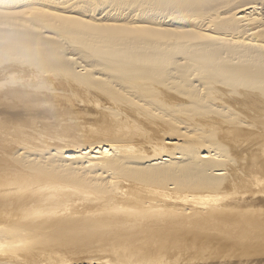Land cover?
I'll use <instances>...</instances> for the list:
<instances>
[{"label":"bare ground","instance_id":"bare-ground-1","mask_svg":"<svg viewBox=\"0 0 264 264\" xmlns=\"http://www.w3.org/2000/svg\"><path fill=\"white\" fill-rule=\"evenodd\" d=\"M212 240L264 244V0H0V264Z\"/></svg>","mask_w":264,"mask_h":264},{"label":"rangeland","instance_id":"rangeland-1","mask_svg":"<svg viewBox=\"0 0 264 264\" xmlns=\"http://www.w3.org/2000/svg\"><path fill=\"white\" fill-rule=\"evenodd\" d=\"M37 123H40V125H38ZM42 123H43V122H36V121H35L33 124L23 125V128H24L25 130H29V131H30V130H33L34 132H38L39 130H40V131H41V130H42V131H47V130H49L50 127H48V126H46V125H42ZM28 126H31V127L29 128ZM33 126H34V128H33ZM44 126L47 127V129H46ZM38 128H39V129H38ZM36 129H37V131H35ZM44 129H45V130H44ZM65 130L68 131L67 129H65ZM221 241H222V240H221ZM223 241H224V242H223ZM223 241H222L223 244L225 243V244L228 245V246L226 245L225 248H223V244H222L221 242H219V240L214 241V243H213V240H212L211 242L209 241L210 246L212 247V248L209 247L210 250H211V252H209V251H210L209 249H207L206 251H205L204 249H202V251L199 253V256H200V255H201V256H200V257L198 256V257H199V258H198V261L200 260V258H202V256H203V259H204V257L207 255V256H206L207 259L211 258V259H209V260H206V262H209V264H215V261L217 262L216 264H218V263H219V264H228V261H230V257L236 255V256H235L236 258H234V257H231V258H233L234 260H237V263L232 259L233 262H232V263L229 262V264H233V263H234V264H242V262L244 261L245 258H243V255H240V254H242V252L246 253V252H248V250H249V251H250V250H253L254 248H256V246H257L258 243L260 242L259 240H258L259 242H258L257 240H254V241H256V242H254L253 240H251V241H248V242L246 241V244H245V241H244V242L241 241V242H239V243H240V244H239L238 241H236V242L231 241V245H230V243H229L230 241H229V240H226V241L223 240ZM227 241H229V242H228L229 244L226 243ZM252 241H253V243H255V244H253ZM261 241H262V240H261ZM217 242H218V244H216ZM232 242H234V243H236V244L238 243V245H236V244L234 245V243L232 244ZM250 242H251L253 245H255V246H252V245H251L253 248H252V247L250 248V246L244 247V246H246V245H250V244H251ZM209 243H208V246H209ZM211 243H212V244H211ZM220 243H221L222 245H221ZM248 243H250V244H248ZM263 243H264V242L262 241V244H263ZM213 244H214V245H213ZM219 244H220V245H219ZM225 244H224V245H225ZM244 244H245V245H244ZM216 245H217V246H216ZM232 245H234V246H232ZM240 245H242V246L244 245V246H243L244 248H243L242 246H240ZM215 246H216V248H215ZM261 246H262V245H261V242H260V243H259V248H260V249H258V251H256L255 253L253 252V253H254V254H253L254 258H253V257L251 258L252 261L248 258V259H246V260H249V261L247 262V261L245 260L244 264H245V263H247V264H252L253 262H254V264H256V263H257V264H258V263H259V264H260V263H261V264L264 263V262H263V261H264V252H263V251H264V248H263L264 244H263V246H262L263 251H262V249H261ZM213 247H214L215 249H217V247H219V248H218L219 251H218V249L215 250ZM232 247H234V249H235V248H236V249L234 250ZM241 247H242V248H241ZM227 248H228V249H227ZM229 248H231V249H229ZM245 248H247L246 251H245ZM249 248H250V249H249ZM226 249H227V250H226ZM221 250H223V251H221ZM224 250H225L226 252H225ZM230 250H232V252H229ZM239 250H240V251H239ZM241 250H242V251H241ZM243 250H244V251H243ZM259 250H261L262 252H260ZM207 251H208V252H207ZM212 251H213V252H212ZM220 251L223 253V255H224L225 258L223 257V255H222V253H221ZM227 251H228L229 253H228ZM233 251H234L235 253H234ZM237 251H238V252H237ZM204 252H207V254L204 253ZM216 252H217V253H216ZM239 252H240V253H239ZM210 253H211V254H210ZM213 253L216 255V256H215L216 260H215V258H214V254H213ZM224 253H225V254L228 253V254L225 255ZM258 253H260L259 256H256V255H258ZM232 254H234V255H232ZM218 255H219V257H217ZM229 255H230V257H228ZM237 255H238V257H237ZM208 256H209V257H208ZM241 256H242V257H241ZM255 256L258 257V261H257V258H255ZM261 256H262V259H261ZM222 257H223V259H221ZM212 258H214V259H212ZM226 258H227V259H226ZM241 258H243V259L241 260ZM220 259H221L222 261H221ZM224 259H225V260H224ZM238 259H239V260H238ZM255 259H256V260H255ZM204 260H205V259H204ZM204 260H203V261H204ZM211 260H212V262H211ZM240 260H241V261H240ZM260 260H261V261H260ZM262 260H263V261H262ZM200 261H201V260H200ZM219 261H220V262H219ZM223 261H224V262H223ZM238 261H239V263H238ZM255 261H256V262H255ZM185 262H187V260H185V258H184V260L181 261V264H183V263H184V264H187V263H185ZM206 262H205V261H204V262L201 261V262H197V264H202V263H203V264H204V263L206 264Z\"/></svg>","mask_w":264,"mask_h":264}]
</instances>
